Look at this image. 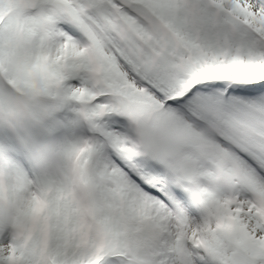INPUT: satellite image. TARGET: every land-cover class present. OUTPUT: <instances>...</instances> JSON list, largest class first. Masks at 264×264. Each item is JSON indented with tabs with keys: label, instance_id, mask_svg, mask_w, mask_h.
<instances>
[{
	"label": "snow or ice",
	"instance_id": "6c2138e0",
	"mask_svg": "<svg viewBox=\"0 0 264 264\" xmlns=\"http://www.w3.org/2000/svg\"><path fill=\"white\" fill-rule=\"evenodd\" d=\"M0 264H264V0H0Z\"/></svg>",
	"mask_w": 264,
	"mask_h": 264
},
{
	"label": "rangeland",
	"instance_id": "374dc122",
	"mask_svg": "<svg viewBox=\"0 0 264 264\" xmlns=\"http://www.w3.org/2000/svg\"><path fill=\"white\" fill-rule=\"evenodd\" d=\"M64 115H65L66 117H71V113H70V112H66V113H64ZM54 135H55V136H58V135H60V132H57V133H55Z\"/></svg>",
	"mask_w": 264,
	"mask_h": 264
}]
</instances>
